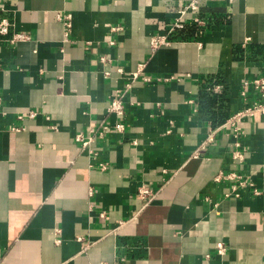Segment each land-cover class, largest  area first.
<instances>
[{
	"label": "crops",
	"instance_id": "0c3cea01",
	"mask_svg": "<svg viewBox=\"0 0 264 264\" xmlns=\"http://www.w3.org/2000/svg\"><path fill=\"white\" fill-rule=\"evenodd\" d=\"M190 1L0 0V264H264V110L223 125L264 75V0H197L151 52ZM90 128L95 154L74 140Z\"/></svg>",
	"mask_w": 264,
	"mask_h": 264
},
{
	"label": "built area",
	"instance_id": "2783aa9c",
	"mask_svg": "<svg viewBox=\"0 0 264 264\" xmlns=\"http://www.w3.org/2000/svg\"><path fill=\"white\" fill-rule=\"evenodd\" d=\"M229 1H232V0H229ZM186 11H191L192 13L195 14V12L197 11V0H191L186 6L183 7V9H181L178 12L179 13L178 16L174 19V22L168 29L166 35H158V36H153L151 38L150 40L151 52H154L161 46L169 44V42L173 40V38L171 37L172 33L175 30L184 28L187 22L184 17ZM56 17L58 20H60L64 24L65 31H64L63 40L67 41L68 34H69V28L71 26L70 15L66 13H57ZM189 20H190L189 22L193 24H198L201 22L196 17V15L190 17ZM10 26H11V23L8 21V19L4 17L0 18V38L8 34ZM111 29H116V27H113ZM30 38H31L30 35H28L27 33L14 32L9 38H7V41L13 44L17 41L30 40ZM1 40L2 39H0V41ZM100 60L105 61L106 60L105 56H101ZM140 66L141 65H139L136 72L130 73L132 77H136L137 73L141 72L142 68ZM116 71L119 73H123L122 68L120 67H118ZM142 79L143 81H149L150 77L144 75L142 76ZM239 96L242 98L244 102L243 105L239 109L235 110L232 114H230V116L225 120L223 124L231 128L232 135L234 137H238L241 134V128L239 126V122L242 117L250 116L255 112H260L264 110V75H258V76L242 79L240 86H239ZM108 111L111 114H114L115 116L123 115L124 106H123L122 99L120 96L118 95L113 96L110 99L109 105H108ZM34 115H35L34 111H28L26 113H22L21 115H19V118H22L24 116L33 117ZM122 129H123L122 122L117 121L114 123V130L121 131ZM94 132L95 130L93 128H90L88 130L89 134L87 135H84L82 132H79L74 135V140L79 142L81 147L86 149L88 153L90 154L96 153L95 149L91 146V143H92L91 134ZM213 133L214 131H211L208 134L207 141H211L213 139ZM235 145L238 147L239 142L236 141ZM231 156L233 159H236L238 161H242L244 159L243 152L239 148H235L232 151ZM100 167L101 169H104L106 165L102 163ZM228 176L230 179H233L234 177H236L234 173H230ZM249 186H251L253 194L258 195L260 193V191L255 186H253L251 182L249 183ZM137 195L141 199L148 200L152 197L153 190L148 185H141L137 189ZM53 231L57 235L60 232V228L54 227ZM55 241L58 242L59 240L56 238ZM215 249L217 253L219 254H223L225 252V246L223 245L222 242L216 243ZM208 257L209 255L206 254L205 258L207 259ZM116 264H129V260L126 258H121L120 261ZM187 264H192V263H187ZM196 264H202V263H196Z\"/></svg>",
	"mask_w": 264,
	"mask_h": 264
},
{
	"label": "trees",
	"instance_id": "16d2710c",
	"mask_svg": "<svg viewBox=\"0 0 264 264\" xmlns=\"http://www.w3.org/2000/svg\"><path fill=\"white\" fill-rule=\"evenodd\" d=\"M174 38H177V39L180 38V35H179L178 32H175ZM214 79H215L214 76H209L208 78H206L204 80V82H203L204 90L207 89L209 86L212 85V83L214 82ZM209 92L206 95L207 103H209L211 106H213V102H215V100L212 99V96L222 97V93H214V95H210ZM219 111L217 112L216 115L215 114L213 115L214 122H220L226 116V114L224 112L220 113Z\"/></svg>",
	"mask_w": 264,
	"mask_h": 264
}]
</instances>
